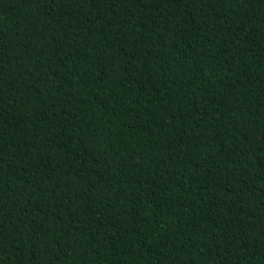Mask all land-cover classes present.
Here are the masks:
<instances>
[{
    "label": "trees",
    "instance_id": "obj_1",
    "mask_svg": "<svg viewBox=\"0 0 264 264\" xmlns=\"http://www.w3.org/2000/svg\"><path fill=\"white\" fill-rule=\"evenodd\" d=\"M0 264H264V0H0Z\"/></svg>",
    "mask_w": 264,
    "mask_h": 264
}]
</instances>
